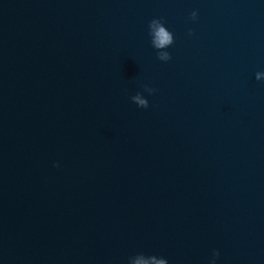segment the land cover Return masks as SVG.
Segmentation results:
<instances>
[{"label":"water","instance_id":"1","mask_svg":"<svg viewBox=\"0 0 264 264\" xmlns=\"http://www.w3.org/2000/svg\"><path fill=\"white\" fill-rule=\"evenodd\" d=\"M161 261L264 264V0H0V264Z\"/></svg>","mask_w":264,"mask_h":264},{"label":"clouds","instance_id":"2","mask_svg":"<svg viewBox=\"0 0 264 264\" xmlns=\"http://www.w3.org/2000/svg\"><path fill=\"white\" fill-rule=\"evenodd\" d=\"M157 36H158V46H163L164 44L170 42L171 40L170 35L165 31L164 28L159 29ZM160 264H163V262L161 261Z\"/></svg>","mask_w":264,"mask_h":264}]
</instances>
